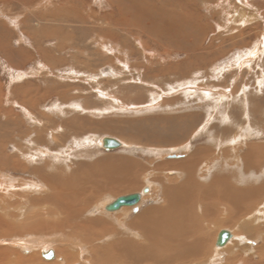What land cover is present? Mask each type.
Returning a JSON list of instances; mask_svg holds the SVG:
<instances>
[{
  "label": "rangeland",
  "instance_id": "obj_1",
  "mask_svg": "<svg viewBox=\"0 0 264 264\" xmlns=\"http://www.w3.org/2000/svg\"><path fill=\"white\" fill-rule=\"evenodd\" d=\"M0 39V180L23 195L28 192L23 182L33 180L40 189L45 184L35 180V171L67 182L81 179V173L102 162L130 161L125 170L131 179L137 177L133 190L107 191L91 202L92 208L79 210L80 224L99 219L102 236L113 228L126 233L131 223L134 238L143 242L136 226L146 211L165 207L164 186L185 180L172 164L189 159L197 149L210 151L212 163L198 165L202 170L193 175L200 185H208L207 174L229 172L247 145L264 148V0H0ZM212 134H218L214 141ZM104 137L125 144L106 150L99 146ZM253 180L261 184L264 169ZM78 183L62 192L75 198L73 192L84 184ZM147 186L149 192L143 193ZM140 192L142 200L132 208L114 213L103 208L118 196ZM261 199L256 203L260 211L250 217L235 222L226 216L220 227L204 224L201 235L211 229L210 246L221 253L223 263L227 252L256 257L252 249L261 241H254L255 234H264ZM217 215L211 219H219ZM221 231L231 238L218 246ZM79 232L88 251L85 257H90L98 244L86 243L85 234L94 232L93 226ZM57 248L75 254L66 241L58 240L38 253L40 262L65 263ZM50 251L55 257L46 259Z\"/></svg>",
  "mask_w": 264,
  "mask_h": 264
},
{
  "label": "bare ground",
  "instance_id": "obj_2",
  "mask_svg": "<svg viewBox=\"0 0 264 264\" xmlns=\"http://www.w3.org/2000/svg\"><path fill=\"white\" fill-rule=\"evenodd\" d=\"M172 25H174V24H172ZM187 33H189V32L187 31ZM174 37H175V35H174ZM169 40H171V39H169ZM1 45H2V43H1ZM250 56H252V55L250 54ZM8 60H10V58H8ZM8 62H10V61H8ZM220 74L219 75L217 74V75L220 76ZM178 85L181 86L180 84H178ZM207 96H209V95H207ZM232 96H234V95H232ZM209 97H206V98H209ZM226 97H227V95H226ZM210 99H211V97H210ZM216 99H220V98H216ZM223 100H224V98H223ZM214 102H211V103H214ZM73 104H75V103H73ZM58 105H60V104H58ZM75 105L76 106H74V108L77 107V104H75ZM244 105H246V103ZM70 108H72V104L70 105ZM224 109H225V107H224ZM221 110H223V109H221ZM230 110L235 111L234 109H230ZM8 111H10V110H8ZM215 112H216V110H214V113ZM222 112H224V110ZM227 112H230V111L227 110ZM241 115H242V113L239 116L241 117ZM209 116H210V114L208 115V117ZM232 116H234V115H232ZM215 117H217V116L215 115ZM243 117H245V114ZM188 119H190V118H188ZM217 119L218 118H216V120ZM190 120L195 122V120H192V119H190ZM218 121H219V119H218ZM221 121H222V123L224 121L226 122V120H224V121L221 120ZM10 122H12V121H10ZM185 122H183V123H185ZM234 122H236V121H234ZM206 124L204 126H207ZM223 124H222V126L225 127ZM231 124H233V123H231ZM181 125H182V123H181ZM185 127L187 128V126H185ZM213 127H214V125H213ZM208 128H209V125L206 128V130ZM210 128H212V125ZM215 128L218 129L217 127H215ZM252 129L253 128L251 127V130ZM202 130H205V128ZM214 130H212L213 133H214ZM175 131H178V130H175ZM175 131H173V132H175ZM207 131H205V132H207ZM243 132H244V130H243ZM185 133H186V131H185ZM210 133H211V131H210ZM20 134H21V132H20ZM208 135H209V133H208ZM213 135H215V134H212V140L214 138ZM217 135H215V136L218 137ZM223 135H226V133H224ZM35 137H37V136H35ZM228 137H230V136H228ZM22 138H23V136H22ZM225 139H226V136H225ZM216 140H217V138H216ZM226 141H227V139H226ZM119 142H121V141H119ZM261 142H262V140H261ZM123 143H122V145H123ZM252 143L250 145L246 146L247 152L244 153V155H242L241 157L237 158L236 165L231 164L233 166L229 167L230 168L229 172H227V173H221V172L216 173L218 171H215V172L213 171L210 173V175L207 174V179H210L209 180L210 183L208 185H200L196 180L197 178H195V176H193V175L197 174V170L201 167V166H199V168H198L197 167L198 165H205V164H207L208 161H210V158H211L209 155L210 151L206 152V150L204 151V149L200 150L201 148L197 149L196 151L194 150L195 152L190 157L188 156L189 159H187L185 161H181L180 163L172 164V167H173L172 169L179 171L178 173L180 175L183 174L182 176L185 177L184 178L185 180L182 181L181 183L174 182L172 187H170V185L168 188L164 186V189L162 191V195H163V199L166 203L165 207L152 209L151 211H146L147 213L141 219L143 221H141L138 224L139 226H136V228L141 233V237L143 238L141 240H143V242H141V241L137 242L136 241L137 238L136 239L134 238V235H133L134 232H133V230H131L133 228L131 223L127 226L129 229H127L126 233H121V232L116 231V230L113 231L114 230V228H113L112 230L111 229L109 230L110 233L109 234L107 233L108 235L106 234V236H102L103 231L101 233L102 229L99 230V228H98L99 227L97 224V221L99 220L98 218H97L98 220L96 219L97 221H92V222L86 223L87 226H88V224H89V226H93V231H94V232H88L89 235L87 233L85 234L86 235V240H85L86 243L88 241V243H90L91 245H94L95 243L98 244L97 246L95 245V247L93 248L92 251H90L91 252L89 255L90 257H87V258L85 257L86 256L85 254L88 251L85 249L86 246L80 240V236H79L80 235L79 231H87V226H86V224H83V223L80 224L79 223L80 222L79 219L81 216V214L79 213V210H83V209L85 210V208L90 206L91 202H93V205H94L95 201L96 200L98 201L100 198L98 195L104 194L107 191L114 190V192H115V190L117 189L116 192L118 193L120 191L122 192V190H133L134 189L133 187L136 186V183L133 181V179H135L137 177L134 178L133 176H135V175H133L132 176L133 179H131V177L128 175V173L126 171L127 170L126 167H127V165L130 164V161H128V160H125V161L117 160L116 162H114V161L111 162V160H110L109 162L108 161L104 162V163L102 162L99 164L98 167L91 168L90 170H85V171L83 170L84 172L81 173V175H82L81 179L80 178H78V179L74 178L72 180L71 178H69L67 180V182H66V180L61 181V180L56 179V178H51V176H46L45 174H42L41 172H38V171H35V172L32 171L33 174L37 173L38 179H35V180L45 182L47 187H44L45 186V184H44V186L41 187V189H40L39 188L40 186L38 187V185H37L38 183H36L35 181H34L35 183L32 182L33 180L23 182L24 188L26 187L25 190L28 191V192H25L23 195L15 194L14 191H16V190H12L13 186L11 184H9L8 182H6L5 179L0 180V264H8L9 262H14L15 264H43L40 262L41 260L38 258V253H40V251H42V253H44V251L46 249H48L51 245H54L56 243V241H58V240L66 241L67 245L71 248H74V250H75L74 255H69V254H66L68 250H65V249L63 250L61 248H59V249L57 248V253L65 256L64 261L66 264H191V263L192 264H264V234L263 235L255 234L254 241L255 240L261 241V245L257 246L255 249H252L253 253L256 252L255 258L253 257V255L250 256L251 258H244L245 255H244V257L242 255H239V254L238 255H230L232 252L229 254L227 252L228 256L225 260H223L224 263L221 261V253L218 252L217 250L212 249L211 248L212 245L210 246V241H212V240H210L208 236L211 235V232H212L211 229H207L208 234L206 236H202L204 234L201 235L202 230H206L207 225H204V224H208L211 222L212 223V224H210L211 227H212V225H216V227H220L221 225H223L222 221L226 216H230L231 217L230 219H233V221H235V222H238L239 217H243V219L246 216L250 217L249 214L254 212L257 209V206H256L257 201L259 199H261L262 197H264V180L262 183L259 182L261 184H258L255 180H253V175H255L256 173L259 174L264 169V148L261 147L257 143L256 144L255 143L252 144ZM221 145H223L222 141H221ZM231 145H232V143H231ZM238 145H240V144H238ZM16 146H17V144H16ZM99 146H102V144L100 143ZM217 146H219V145H217ZM13 148H14V146H13ZM222 148L220 147L219 150ZM231 148H232V146H231ZM223 149L221 151H223ZM226 149H227V147H226ZM16 150H17V148H16ZM33 150H35V149H33ZM13 151H14V149H13ZM42 152H44V151H42ZM35 153H36V150H35ZM224 154H226V153H224ZM239 154H240V150H239ZM233 155H235V154H233ZM18 157H19V155H18ZM45 157H43V158H45ZM230 159H229V161H230ZM33 161H35V160H33ZM210 162L212 163V160ZM5 163H6V161L4 162V164ZM12 164H13V162H12ZM12 164L10 163V165H12ZM19 164H18V166H19ZM220 166L222 167V165H220ZM226 168H227V166H226ZM200 169L202 170V168H200ZM213 169L214 168H212L210 170H213ZM224 169H223V171H224ZM225 170L227 171V169H225ZM4 171H6V170H4ZM16 171H18V170L16 169ZM194 172H195V174H194ZM50 174H54V173H50ZM79 175H80V173H79ZM114 175L119 176V177L120 176H127L130 178H123L122 183H120L121 180L120 179L117 180L119 177L116 179V177H114ZM208 175L210 176V178H208ZM0 176H2V175H0ZM53 176L54 175H52V177ZM28 179H30V178H28ZM95 179H100V180L97 181ZM10 180H12V179H10ZM81 181L84 182L83 186H81L82 184L80 183L81 185L79 186V190H77L76 192L72 191L73 193H77V194H75L76 195L75 198H72L71 195H69V193L68 194L65 193V192H67V190L65 189V187L67 188L66 185L73 184V186H74L75 183H78ZM6 183H8V184H6ZM144 188H142V190ZM147 188H148V192H149L150 188L148 186H147ZM64 189L66 191L63 193L62 191ZM67 189H69V188H67ZM39 190H42V192H40ZM37 191H39V193H37L39 196L37 195L38 197L37 196L35 197L34 195L36 194ZM70 191H68V192H70ZM79 193L82 194V195H80V197H79ZM85 193H87L88 195H86ZM139 194L141 195V198H142V192H140ZM122 196H124V195H122ZM141 198H140L139 202H141V200H142ZM115 199L116 198H114L112 201H114ZM13 200H15V202ZM261 200H263V199H261ZM112 201H110L107 204H102L104 210H106L107 205H109ZM134 206L135 205L123 206V207H120L118 210H116V212L119 210L122 211V209L132 208ZM197 207H199L198 212H197ZM91 208H89V209H91ZM257 210H259V209H257ZM199 211H200V214H199ZM112 212L114 213L115 211H112ZM229 213H230V215H228ZM217 214H220L222 216V218H221V216L218 217ZM213 215H217V217L219 219L216 220V217H214L215 220H212L211 217ZM261 215H263V214H261ZM249 217H247V218L249 219ZM251 217L253 218V216H251ZM13 219H15V222L17 225H15L12 222ZM260 219H262V218H260ZM252 220H251V222H252ZM260 223H261V221H260ZM236 227H238V226H236ZM258 227H259V225H258ZM104 229L106 230L107 228H104ZM226 232L229 234V239H230L231 234L228 231H226ZM90 233L92 235H90ZM205 233H207V232H205ZM218 237H219V233H218V236H217L215 242L218 246H221L218 244ZM229 239H227L226 242ZM104 246H106V247H104ZM24 251L32 252V254L23 255ZM42 253L40 255H42ZM54 257H55V253H54ZM65 263H62V264H65ZM51 264H57V263H51Z\"/></svg>",
  "mask_w": 264,
  "mask_h": 264
},
{
  "label": "water",
  "instance_id": "obj_3",
  "mask_svg": "<svg viewBox=\"0 0 264 264\" xmlns=\"http://www.w3.org/2000/svg\"><path fill=\"white\" fill-rule=\"evenodd\" d=\"M102 147L106 150H114L122 147L121 142L116 140L115 138L110 137H104L101 141ZM143 193L148 192V188L145 187L142 190ZM141 195L139 193H132L124 196L117 197L114 201H112L109 205L106 207V211L112 212L118 210L120 207L123 206H133L136 205L140 201ZM229 239V234L226 231H221L219 233L218 237V244L223 245L225 244L226 240ZM54 253L52 251L48 252L45 255L46 259L53 258Z\"/></svg>",
  "mask_w": 264,
  "mask_h": 264
},
{
  "label": "snow or ice",
  "instance_id": "obj_4",
  "mask_svg": "<svg viewBox=\"0 0 264 264\" xmlns=\"http://www.w3.org/2000/svg\"><path fill=\"white\" fill-rule=\"evenodd\" d=\"M234 142V141H233Z\"/></svg>",
  "mask_w": 264,
  "mask_h": 264
}]
</instances>
